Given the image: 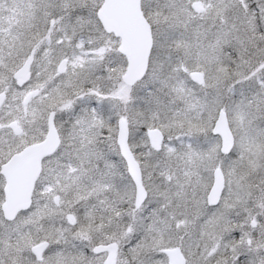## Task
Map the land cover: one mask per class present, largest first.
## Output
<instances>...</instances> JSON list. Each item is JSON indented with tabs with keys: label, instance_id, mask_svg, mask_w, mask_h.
<instances>
[{
	"label": "snow or ice",
	"instance_id": "6c2138e0",
	"mask_svg": "<svg viewBox=\"0 0 264 264\" xmlns=\"http://www.w3.org/2000/svg\"><path fill=\"white\" fill-rule=\"evenodd\" d=\"M0 264H264V0H0Z\"/></svg>",
	"mask_w": 264,
	"mask_h": 264
}]
</instances>
